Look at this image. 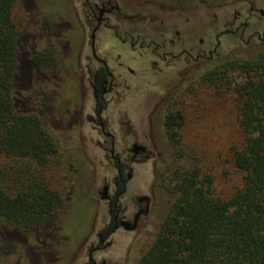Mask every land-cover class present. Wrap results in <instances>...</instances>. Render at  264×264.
I'll use <instances>...</instances> for the list:
<instances>
[{
	"label": "flooded vegetation",
	"instance_id": "obj_1",
	"mask_svg": "<svg viewBox=\"0 0 264 264\" xmlns=\"http://www.w3.org/2000/svg\"><path fill=\"white\" fill-rule=\"evenodd\" d=\"M260 1L232 0L230 19L220 23L214 14L216 27L207 31L190 29L188 7L167 0L65 1L79 33L71 63L75 81L67 89L70 102L63 100L67 113L52 115L65 126L71 156L79 161L77 173L89 167L94 185L92 223L80 244L79 264H133L140 256L141 241L162 210L157 144L169 147L163 124L170 100L227 59L225 38L238 45L239 54L264 46ZM43 10L37 22L42 49L52 47L61 55ZM43 19L51 27L48 37L39 33ZM65 33L64 27L62 39ZM162 84L174 87L172 92L158 94L154 89Z\"/></svg>",
	"mask_w": 264,
	"mask_h": 264
},
{
	"label": "trees",
	"instance_id": "obj_2",
	"mask_svg": "<svg viewBox=\"0 0 264 264\" xmlns=\"http://www.w3.org/2000/svg\"><path fill=\"white\" fill-rule=\"evenodd\" d=\"M40 10L38 0H0V257L4 258L19 250L30 260L36 242L55 222L73 171L47 127L53 118L41 93L44 87L31 77L35 68L66 76L73 66H65L62 56L48 47L27 56L24 72L20 39ZM50 28L43 19L40 35L48 37ZM200 89L229 94L238 104L242 141L233 148L231 164L241 183L225 198L215 194L213 178L179 147L184 117L176 106ZM35 101L38 108L31 107ZM61 103L64 115L69 103ZM163 126L180 163L172 175L165 171L159 179L160 187L174 196L173 202L135 264H264V54L253 60L226 59L190 80L171 98Z\"/></svg>",
	"mask_w": 264,
	"mask_h": 264
},
{
	"label": "rangeland",
	"instance_id": "obj_3",
	"mask_svg": "<svg viewBox=\"0 0 264 264\" xmlns=\"http://www.w3.org/2000/svg\"><path fill=\"white\" fill-rule=\"evenodd\" d=\"M66 0H38L42 5L41 12L49 17L53 25L52 43L56 45L65 66L74 64V54L78 46L79 33L75 30V17L71 14ZM176 6H187L191 19L190 29L198 31L212 30L216 27L214 14H217L220 23L230 19L232 10L235 8L230 3L232 0H167ZM264 5L263 1L258 2ZM20 12V11H19ZM51 12L57 14L53 16ZM40 13V12H39ZM45 13V12H44ZM40 14L27 25V34L20 39L22 45V61L26 64V58L33 52L41 50L44 46L37 31V22ZM65 27L66 38L61 35ZM59 39V42H58ZM223 42L222 58H238L253 60L260 54H264V46L255 48H243L240 54L236 52V45L228 38ZM233 41V40H232ZM37 47V50H36ZM225 56V57H224ZM71 61V62H70ZM28 65L24 66L26 73ZM35 68V67H34ZM31 77L40 85L42 95L44 96L46 106L54 110L49 113V118L61 113L62 101L67 96L68 91L75 81L72 72L69 75H52L46 71H31ZM170 79V77H169ZM174 88V87H173ZM170 85H161L154 89L160 95H167L173 89ZM70 102V100H69ZM37 101L31 104L36 106ZM30 107V106H29ZM238 104L229 94L219 96L213 90L200 89L196 94L186 98L183 102L177 104L176 108L182 112L184 122L179 128V146L196 162L202 173L210 175L213 178V190L219 197L230 196L241 183V175L236 171L231 158L233 148L239 147L242 136L238 128ZM53 114V115H52ZM60 122V121H59ZM55 120L49 121L47 127L50 133L58 138L59 148L65 154L67 161L72 165V175L66 191L65 201L60 207L58 214L53 217L56 221L49 231L43 235L35 244V251L30 260L25 257L22 251L14 256L0 257V264H79L82 256V240L88 233L92 223V212L95 205L90 201L93 182L91 181V170L83 166L81 174L77 173L79 161L72 157L69 140L65 135V126L63 122ZM163 142V140L159 141ZM163 147L158 143L162 159L159 161L160 172L172 175L174 170L179 168L180 163L173 157L172 149ZM191 162V161H188ZM173 195L165 191H158V205L162 210L158 213L156 226L145 234V239L141 241L140 256L146 251L159 230L160 223L168 213L173 202ZM81 244V245H80ZM81 247H80V246ZM80 247L77 249V247ZM140 256L136 258L135 264Z\"/></svg>",
	"mask_w": 264,
	"mask_h": 264
}]
</instances>
